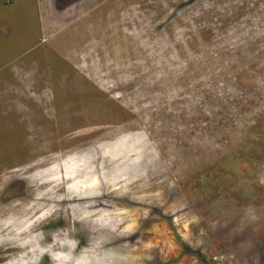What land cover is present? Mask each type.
<instances>
[{"label":"rangeland","instance_id":"obj_1","mask_svg":"<svg viewBox=\"0 0 264 264\" xmlns=\"http://www.w3.org/2000/svg\"><path fill=\"white\" fill-rule=\"evenodd\" d=\"M0 264H264V0H0Z\"/></svg>","mask_w":264,"mask_h":264},{"label":"flooded vegetation","instance_id":"obj_2","mask_svg":"<svg viewBox=\"0 0 264 264\" xmlns=\"http://www.w3.org/2000/svg\"><path fill=\"white\" fill-rule=\"evenodd\" d=\"M27 243L29 244V241H28ZM28 246H29V245H28ZM28 246H27V247H28ZM27 247H26L25 249H27ZM29 250H30V249H29Z\"/></svg>","mask_w":264,"mask_h":264},{"label":"trees","instance_id":"obj_3","mask_svg":"<svg viewBox=\"0 0 264 264\" xmlns=\"http://www.w3.org/2000/svg\"><path fill=\"white\" fill-rule=\"evenodd\" d=\"M194 252V251H193ZM196 253H198V252H196Z\"/></svg>","mask_w":264,"mask_h":264}]
</instances>
